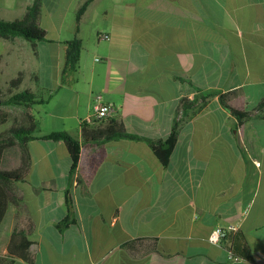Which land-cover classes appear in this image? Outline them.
Wrapping results in <instances>:
<instances>
[{"label":"crops","instance_id":"1","mask_svg":"<svg viewBox=\"0 0 264 264\" xmlns=\"http://www.w3.org/2000/svg\"><path fill=\"white\" fill-rule=\"evenodd\" d=\"M31 1L0 0V19H22ZM57 6L49 5L51 15ZM46 30L44 41L16 37L0 44L1 73L10 64L29 72L31 82H23V88L41 95L62 87L43 103L44 114L34 106L5 107L13 126L37 121L39 130L29 142L30 169L13 185L24 208L18 213L10 205L0 225V257H8L17 216L22 225L29 216L35 224L32 261L15 258L12 264H123V259L128 264H264V155L262 160L243 156L233 143L245 139L259 148L264 130L244 128L248 121L234 130L236 117L218 95L183 122L166 169L145 139H90L111 122L146 138L167 137L181 98H195L194 84L229 92L230 104L239 107L238 98L251 95L246 88L264 87V0L128 3L114 26L109 14L94 28L90 40L97 53L87 59L82 52L78 70L62 86L54 82L55 54H65V40L78 35L84 43L86 37L77 24L65 37L49 38ZM104 33L109 38L100 36ZM172 72L193 84L174 80ZM65 90L67 97L61 94ZM98 103H113L116 112L83 122ZM54 130H66L81 143L71 182L65 143L40 138ZM20 165L17 148L3 153L0 169ZM68 214L75 223L60 228ZM231 223L239 230L229 240L210 242L213 228ZM230 246L241 260L227 257Z\"/></svg>","mask_w":264,"mask_h":264},{"label":"trees","instance_id":"2","mask_svg":"<svg viewBox=\"0 0 264 264\" xmlns=\"http://www.w3.org/2000/svg\"><path fill=\"white\" fill-rule=\"evenodd\" d=\"M93 1L94 0H84L77 8L75 13L77 30H79V25L84 13ZM42 11L43 0H32L23 18L19 21L0 19V38L12 40L16 37H21L29 41L47 40V30L41 24ZM64 43L66 45V50L63 75L66 76L78 70L83 43L78 35L65 40ZM172 75L174 80L182 82L188 81L190 84H193L191 79L180 73L172 72ZM22 84L23 75L22 72H19L16 77L9 81L8 93L6 95H3L0 90V124H5L10 120L11 113L5 109L6 106L18 105L31 108L35 105L47 102V98L43 97V95L32 88H21ZM194 86L196 91L195 98L190 99L188 96L181 98L172 129L167 137L156 139L146 138L136 133H130L118 123L111 122L104 130H94L90 139L97 142L123 138L145 139L166 169L170 164L171 156L177 145L181 125L200 112L213 96L218 95L221 104L236 117L234 130L241 129V127L250 120L264 123V97L259 100L258 104L253 109L240 108L230 104L228 98L229 92L215 90L205 91L199 84H194ZM38 128V122L35 121L25 126H12L0 133V162L3 153L7 149L17 148L21 154V165L19 167L9 170L0 169V225L10 205H16L19 210L18 213L24 208L22 204L23 197L15 191L13 185L18 181L24 180L30 169L32 153L29 142L31 139L35 138L33 133L39 130ZM40 138L63 141L65 143L71 159L69 169V182H71L75 176L81 153L80 141L66 130H54ZM233 143L237 153L244 156L241 144H239L237 140H234ZM66 200L69 208H71L73 206V198L70 187L66 190ZM70 213L72 214L71 210ZM17 218L8 244V257H0V264H12L15 258H21L27 262L32 261L30 246L33 243L31 236L35 231V224L29 216L26 218L25 224L23 225L18 216ZM73 223H75L74 218L68 214L58 223V226L60 228L69 227ZM129 262L128 259H123V264H128Z\"/></svg>","mask_w":264,"mask_h":264},{"label":"rangeland","instance_id":"3","mask_svg":"<svg viewBox=\"0 0 264 264\" xmlns=\"http://www.w3.org/2000/svg\"><path fill=\"white\" fill-rule=\"evenodd\" d=\"M44 1H45V5L43 8L41 24L43 27L48 29L49 31L48 37L55 38L57 37V35H59V33H62L64 37L67 36L69 34V29H71V27L73 28L74 24H76V17L74 13L76 7L75 5H77L78 2H81L83 0H44ZM135 2H138V0H96L94 3H92V6L89 10V17H87V19L82 21V23L80 24L83 34H85L86 37V40L83 43L82 52H84L87 59L90 57L92 53L93 55L97 53L93 51L94 42L90 40L92 38V34H94V28L98 24L102 23L106 18V16H108L109 14H111V26H114V21L125 14V6L128 3L132 4ZM55 3H57L58 5L56 9V13L51 15L49 12V5ZM19 20H15V21H19ZM61 20H63L62 27H59L61 24L60 23ZM116 25L118 26L121 24H116ZM119 31L122 36L123 33L122 28H119ZM2 42H5V44L7 43L6 40L0 38V44H2ZM64 61H65V54L63 52H60L59 54H55L54 64L55 65L57 64V66H55L56 79L54 78V82H58L60 86H62L63 84H67L68 81L71 80V76H72L71 73H69L66 76L63 75ZM18 73L19 72L18 70H16L15 65L12 64L8 65V67L2 73L0 72V90L2 91L3 95H6L8 93L9 81L12 78L16 77ZM22 75L25 86L27 85V83L31 82V80L29 79V72L22 71ZM21 88H23V86H21ZM220 88H224V86H221ZM60 89H62V87L58 88L57 86L54 89H52V91L45 90L43 92V97L47 98L49 102L51 98L53 99V97H55L59 93ZM246 89L252 91L251 95L247 99H245V97L241 99L238 98L237 96L238 101L235 103L239 107L253 109L258 104L259 100L262 97H264V87L261 88L248 87ZM52 93L53 96L50 97ZM69 93L70 91L67 90L61 91V94L65 97H67ZM228 98H231L230 94H228ZM43 106L46 105L40 104V105H35L34 107L38 110H41L42 114H44ZM233 118L235 119V117ZM233 118L232 120H234ZM10 120L11 121L0 126V130H7L11 128L14 124L12 122V118ZM244 128L246 129L250 128V130L251 128H253V130L254 128H257L258 130H264V123L261 121L250 120L245 124ZM241 147L245 155L258 157L261 159V156L264 155V132H261V141L259 148L251 147L249 141H246L245 139H243V144H241ZM259 150L261 151L259 152Z\"/></svg>","mask_w":264,"mask_h":264},{"label":"built area","instance_id":"4","mask_svg":"<svg viewBox=\"0 0 264 264\" xmlns=\"http://www.w3.org/2000/svg\"><path fill=\"white\" fill-rule=\"evenodd\" d=\"M103 38H109V35L104 33L100 35ZM96 60H101L99 57ZM116 112V106L113 103H98L94 106L92 113L83 121L90 122L94 120H105L111 117ZM239 230V226L235 223L228 224L226 226H216L212 229L209 235V240L213 244L221 245L225 241L229 240V237ZM227 257L232 261H239L241 256L236 254L233 248L230 246L227 249Z\"/></svg>","mask_w":264,"mask_h":264}]
</instances>
